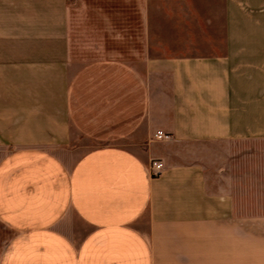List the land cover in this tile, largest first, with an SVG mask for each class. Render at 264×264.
Wrapping results in <instances>:
<instances>
[{"label": "crops", "instance_id": "0c3cea01", "mask_svg": "<svg viewBox=\"0 0 264 264\" xmlns=\"http://www.w3.org/2000/svg\"><path fill=\"white\" fill-rule=\"evenodd\" d=\"M0 264H264V0H0Z\"/></svg>", "mask_w": 264, "mask_h": 264}, {"label": "built area", "instance_id": "2783aa9c", "mask_svg": "<svg viewBox=\"0 0 264 264\" xmlns=\"http://www.w3.org/2000/svg\"><path fill=\"white\" fill-rule=\"evenodd\" d=\"M171 135L167 134V133H163V132H158L157 134H155V138L156 139H161V140H166V139H171ZM163 171V164L161 162L155 161L153 162L152 166H151V175L153 177L159 176L162 174Z\"/></svg>", "mask_w": 264, "mask_h": 264}]
</instances>
